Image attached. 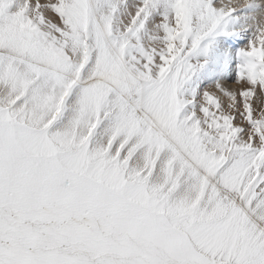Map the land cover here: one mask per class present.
I'll use <instances>...</instances> for the list:
<instances>
[{
    "label": "snow or ice",
    "instance_id": "obj_1",
    "mask_svg": "<svg viewBox=\"0 0 264 264\" xmlns=\"http://www.w3.org/2000/svg\"><path fill=\"white\" fill-rule=\"evenodd\" d=\"M0 264H264V0H0Z\"/></svg>",
    "mask_w": 264,
    "mask_h": 264
},
{
    "label": "rangeland",
    "instance_id": "obj_2",
    "mask_svg": "<svg viewBox=\"0 0 264 264\" xmlns=\"http://www.w3.org/2000/svg\"><path fill=\"white\" fill-rule=\"evenodd\" d=\"M237 122H239V121H237Z\"/></svg>",
    "mask_w": 264,
    "mask_h": 264
}]
</instances>
